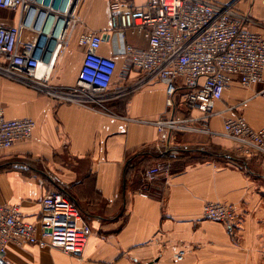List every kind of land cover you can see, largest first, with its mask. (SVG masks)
<instances>
[{"label":"crops","instance_id":"1","mask_svg":"<svg viewBox=\"0 0 264 264\" xmlns=\"http://www.w3.org/2000/svg\"><path fill=\"white\" fill-rule=\"evenodd\" d=\"M236 6L252 18L249 28L264 36V0H241ZM75 10L80 21L53 68L54 85L71 86L78 80L86 53L79 33L112 26L110 0H78ZM20 15V10L0 8V23L16 24ZM129 41L148 46L142 35L129 34ZM100 53L115 57L122 71L125 56L108 37ZM137 75L133 72L127 85ZM122 83L119 75L114 88ZM166 89L155 80L110 99L107 111L61 102L29 82L0 73V110L8 118L36 121L31 139L0 150V204H19L26 220L38 222L43 197L61 189L91 227L81 256L11 242L6 251L10 264H264V159L245 156L235 141L220 134L225 122L237 116L256 129L264 126V80L253 86L235 80L226 89L215 104L218 114L210 120L216 135L171 131L154 123L201 114L189 112L180 100L176 108L169 107ZM215 150L223 156L198 159ZM167 154L174 162L158 160ZM159 161L171 162V170L147 181L145 171ZM179 161L187 164L175 172ZM136 165L137 171L127 175ZM209 201L240 209L234 233L227 224L204 216Z\"/></svg>","mask_w":264,"mask_h":264},{"label":"built area","instance_id":"2","mask_svg":"<svg viewBox=\"0 0 264 264\" xmlns=\"http://www.w3.org/2000/svg\"><path fill=\"white\" fill-rule=\"evenodd\" d=\"M78 0H0V8L20 10L16 24L0 23V73L26 81L61 102L109 110L107 102L135 92L155 80L167 86V105L178 100L189 112L200 115L160 118L154 123L173 130L216 135L210 120L218 114L215 104L233 81L253 86L264 80V36L249 28L253 21L235 3L216 0H110L109 31L84 29L77 36L86 53L76 84H51L61 51L69 45L79 18ZM129 34L144 36L148 46L138 47ZM108 41L125 56L122 71L115 57L100 53ZM138 74L130 85L131 74ZM120 75L123 82L114 88ZM36 121L30 117L8 118L0 110V150L12 148L34 135ZM220 134L238 144L245 156H264V126L256 129L244 117L225 122ZM264 158V157H263ZM171 170V162L159 161L145 171L153 181ZM204 216L234 227L241 219L233 203L209 201ZM91 227L81 209L61 190L42 199L38 222L25 219L19 204H0V264H10L8 245L31 243L59 248L81 256ZM184 258V251L176 255Z\"/></svg>","mask_w":264,"mask_h":264},{"label":"trees","instance_id":"3","mask_svg":"<svg viewBox=\"0 0 264 264\" xmlns=\"http://www.w3.org/2000/svg\"><path fill=\"white\" fill-rule=\"evenodd\" d=\"M221 156H223V152H221V150H215V151H212V152H205V153H203L202 154V156L201 157H198V159L199 160H204V159H209V158H214V157H218V158H220ZM161 159H163V160H171L172 162H174V160H175V158L174 157H172L171 155H165V156H163V157H161V158H159L158 160H161ZM185 159V158H184ZM189 159V158H188ZM190 159H192V158H190ZM197 158H195V160H196ZM192 160H194V158L192 159ZM143 162H145V160L144 159H142V160H140V162L138 163V166L140 167V164L141 163H143ZM183 163H185V162H183ZM182 162H177V163H175V165L173 166V171H179V170H181L182 168H184V166L187 164V163H185V165H182L183 164ZM176 164H178L177 165V167H176ZM138 166L136 165V166H133V167H129L128 168V170H127V175H130L131 173H135L136 171H137V169H138ZM179 166V167H178ZM61 190V189H60ZM62 191V190H61Z\"/></svg>","mask_w":264,"mask_h":264},{"label":"rangeland","instance_id":"4","mask_svg":"<svg viewBox=\"0 0 264 264\" xmlns=\"http://www.w3.org/2000/svg\"><path fill=\"white\" fill-rule=\"evenodd\" d=\"M240 1H241V0H237V1L235 2V4L239 3ZM127 83H128V81H127ZM127 83H126V84H127ZM172 131H173V130H172ZM174 131H175V130H174ZM177 131H178V130H177ZM183 131H187V132H189L188 130H183ZM190 132H193V131H190ZM196 133H197V132H196ZM205 134H208V133H205ZM212 135H213V134H212ZM223 136H224V135H223ZM225 137H226V136H225ZM227 138H228V137H227ZM229 139H230V138H229ZM259 157H260V156H259ZM263 157H264V156H263ZM263 157H262V158H263ZM263 159H264V158H263ZM188 160H189L188 162H195V161H196V160H192V159H188ZM238 210H239V212H240V209H239V208H238ZM237 225H238V224H237ZM237 225H236V226H237ZM236 226H235V227H236ZM235 227H234V232H235Z\"/></svg>","mask_w":264,"mask_h":264},{"label":"water","instance_id":"5","mask_svg":"<svg viewBox=\"0 0 264 264\" xmlns=\"http://www.w3.org/2000/svg\"><path fill=\"white\" fill-rule=\"evenodd\" d=\"M235 1H237V0H235Z\"/></svg>","mask_w":264,"mask_h":264}]
</instances>
